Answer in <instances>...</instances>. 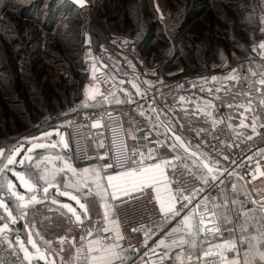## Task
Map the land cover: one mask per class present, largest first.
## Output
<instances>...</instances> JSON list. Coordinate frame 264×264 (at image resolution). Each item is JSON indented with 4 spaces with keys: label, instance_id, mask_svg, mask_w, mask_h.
Segmentation results:
<instances>
[{
    "label": "rangeland",
    "instance_id": "obj_1",
    "mask_svg": "<svg viewBox=\"0 0 264 264\" xmlns=\"http://www.w3.org/2000/svg\"><path fill=\"white\" fill-rule=\"evenodd\" d=\"M86 1L88 5L79 9L68 0H0V149L10 151L52 133L61 118L84 108L111 104L117 91L104 93L86 84L91 69L84 71V46L89 42L104 69L128 93L179 81L183 104L193 100L194 108L204 110L203 76L211 73L217 78L211 86L235 74L245 100L260 96L255 82L264 76V49L259 47L264 39V0ZM198 10L201 14L187 22L188 13ZM151 27L153 37L147 35ZM228 81L231 86L233 80ZM219 97L215 90L216 105ZM199 112L184 126L194 138L191 143L213 119L221 120L218 108L210 117ZM260 114L264 119V111ZM233 183L238 195L231 192L230 197L243 202L245 210L255 209V228L262 220L251 198L264 192V181ZM36 211L32 223L38 231L50 230L52 238L65 235L60 214L47 206ZM232 218L237 224L243 219L237 220L234 211ZM25 247L30 253L32 246ZM25 261L32 264L30 256Z\"/></svg>",
    "mask_w": 264,
    "mask_h": 264
},
{
    "label": "snow or ice",
    "instance_id": "obj_2",
    "mask_svg": "<svg viewBox=\"0 0 264 264\" xmlns=\"http://www.w3.org/2000/svg\"><path fill=\"white\" fill-rule=\"evenodd\" d=\"M77 2L82 4L83 0H77ZM259 47L264 49V43H261ZM233 72L235 73V70ZM251 75L254 77L256 73L252 72ZM212 79L216 80L217 78L213 77ZM227 79L238 80V77L233 74ZM255 83L259 85L257 91L261 96H264V76ZM184 99V97L180 98L181 101ZM117 103H120V101H117ZM261 103H264V100H261ZM248 104L249 106L245 111L251 110L250 99ZM229 107H232V105H229ZM198 111L204 110L198 108ZM204 115L212 116V113L204 111ZM149 119L151 120V117ZM157 119L159 120V117ZM216 123L217 121L213 119V125ZM99 126L98 123L92 125L93 128ZM159 126L165 129V135L172 131L171 127L163 120H159ZM240 126H244L243 120ZM153 127H156V125L154 124ZM228 127L232 128V125L229 124ZM113 131L115 133L116 129H113ZM253 131H255L254 127ZM43 135L47 137L51 133H44ZM172 136L174 139L170 144L160 141L150 143H155L156 147L166 144L173 152H176L178 148L183 149L185 157L192 161L191 167L187 163L184 164L185 169L188 170L189 174L202 181L203 187L195 191L180 187L174 189L172 185L181 178L176 175L178 164L184 163L181 156H173L171 159L161 158L154 155V147H147L145 150L133 149L129 153L126 150V144L118 141L115 135L112 142L115 150L114 157H108L109 160L114 159V164L105 162L77 170L68 164L67 161H64L63 168L57 169L53 166L50 172H45L44 175L40 176L39 179L48 185V187L43 188L45 194L48 193L49 187L54 186L53 181L58 172L69 171L75 177L74 181L71 184H66L65 187L74 189L78 194H72V191L68 190L59 193L62 196H70L71 200L75 201L82 210L81 214L71 204L65 203L62 205V208L66 209L74 217V221L70 219L69 222H74L83 228L79 244H77L75 237L71 241V248L75 249L73 264H127L129 257L125 253L128 248L123 244L127 237L123 232V222L116 215L115 208L119 206L117 201H119V204L127 203L128 199L137 198L135 194H143L146 189L155 193V201L159 205V213L163 214L161 217L162 221H176L175 226L166 232L163 238L159 239L155 247L151 249L152 256L155 257L152 260V264H264V225L257 224L254 232L250 231L253 224L256 223L255 209L245 210L243 202L237 201L228 195L227 185H225L223 179L225 173L217 168L218 160L213 159L210 155L190 151L189 146L185 144L180 136L175 135L174 132H172ZM131 138L138 142L148 139L146 136L139 138L135 135H131ZM248 139H251V137L249 136ZM63 146L65 148L68 147L66 142L63 143ZM100 146L102 147L103 145L101 144ZM22 147L23 145L14 148L11 155L7 157L6 163L0 161V174H3L5 170H11L10 166L15 165V157L20 153ZM45 147H48V145L34 143L28 149V152L31 153L35 148ZM51 147L55 148L56 145L52 144ZM3 155L4 150L0 149V157H3ZM107 156L108 154L105 153L97 157V159L104 161ZM138 156L140 157L139 160L136 159ZM57 159L59 158L57 157ZM145 159H149L152 162L146 164ZM224 159L227 160L228 157H224ZM26 160L31 161L32 157L28 155L21 159L19 163L23 165ZM116 167L123 170L116 172L115 175H107L105 184L103 174L107 169ZM169 172L171 173V178L169 177ZM14 175L19 178L21 185L31 194L30 198L26 199L25 195L16 192L14 190L15 185L10 180L7 181L6 185L0 184V190L6 187L9 197L15 198L16 210L21 215H26L24 210L27 207L40 202L37 199V193H39L40 189L37 188L36 184L26 179L24 173L15 172ZM28 175L31 176L32 174L29 173ZM227 175L231 177L234 172L229 171ZM260 175L264 176V171L260 172ZM255 178L253 176V179ZM237 179L242 180L243 177H237ZM56 187L58 188L59 186ZM209 187H218L219 195L217 199L210 200L209 196L205 195L187 214L182 215L186 209H189L193 199L204 193ZM237 187L235 183L231 185L233 196L238 195ZM245 195L247 194L245 193ZM90 196L95 201H98L99 208L102 209V214L97 213L100 218L95 221H92L89 214L90 206L87 201ZM218 200L222 202H217ZM251 202L253 205H260L261 220L264 221V196H261L259 201L253 199ZM53 203L55 204L56 201H53ZM177 205H179V208H177ZM237 205H239L238 208L236 207ZM93 207H95V204ZM0 208H3L7 213L6 217L0 216V220H10L11 223L16 222L17 218L12 215V211L9 210L3 196H0ZM233 211L237 220L241 217L243 218L241 223L237 224L232 218ZM205 217H212V219L206 221ZM228 224L233 225V227L225 229L224 225ZM6 230H9V223L7 222L0 225V239H7V236L2 235ZM142 230L144 231L145 245L147 246L151 230H144L143 225L140 228L132 229L133 232ZM225 231L229 233L228 239H224ZM213 240H220L221 242L212 243ZM44 242L48 245L51 244V241ZM65 242L66 238L61 237L60 243L63 245ZM15 243L24 251L25 258H28L30 253L25 247L24 241L20 240L18 235ZM27 243L35 249L40 259H47L45 253L41 252L37 242L32 238L31 232L28 234ZM9 245L10 247L12 246L11 241H9ZM157 249L161 251L158 252ZM176 249L178 251L174 252ZM60 251L63 252L64 249L61 248ZM135 251L138 252L139 250L136 249ZM144 255L148 256L149 253L145 252ZM50 264H55V261H51ZM61 264H63V257L61 258ZM144 264H148V262L145 261Z\"/></svg>",
    "mask_w": 264,
    "mask_h": 264
},
{
    "label": "built area",
    "instance_id": "obj_3",
    "mask_svg": "<svg viewBox=\"0 0 264 264\" xmlns=\"http://www.w3.org/2000/svg\"><path fill=\"white\" fill-rule=\"evenodd\" d=\"M84 49L86 52L84 71L87 72L91 69V74L86 79V84L95 85L104 93L120 90L121 87H119V83L104 69L101 61L96 58L92 44L90 42L87 43ZM182 91V85L179 81H174L166 85H156L152 89L144 90L142 94V104L133 108V113L139 123V127L133 129V135L139 138L148 137L147 140H143L142 142L133 140V143L129 144L121 115L117 111H114L111 104L106 101L98 106L84 108L73 116L61 118L56 123L55 127L50 130L53 133L56 129L67 132L71 154L76 161L81 163L89 159H94L98 162V165L105 162L114 164V159H108V157H114L115 150L112 144L114 135L118 141H122L126 144V150L129 153L133 149L145 150L147 147H154V155L161 158L171 159L173 156L179 155L184 160V163L178 164L176 168V175L181 178L177 183L172 185L174 189L180 187L195 191L204 185L202 181L189 174L188 170L185 169L184 164L187 163L191 167L192 161L185 157L183 149L178 148L176 152H173L166 144L156 147L155 143H150L160 141L170 144L174 139L172 132L181 137L185 144L189 146L190 151L210 155L213 159L219 161L217 168L225 173L223 179L225 185H227V193L229 196L232 192L231 185L237 177H243L242 180L238 179L243 183H252L258 179H263L264 181V176L260 175V172L264 171V142H259L254 137H251V139H248V137L241 140L237 139L233 128L228 127L229 123L227 121L222 120V122L219 121L215 125L211 124L203 127L197 141L191 143V141L194 140L193 136L191 137L185 134L182 126L177 120V109L183 94ZM149 117H151V120ZM157 117L171 127L172 131L167 133V135H165V129L159 126ZM96 120L99 121L98 124L100 126L93 128V122ZM154 124L156 127H153ZM113 129H116L115 133ZM185 135H187V137ZM91 144H94V150L90 149ZM101 144L103 145L102 147L100 146ZM105 153H107L108 156L105 157L104 161L97 159V157ZM224 157H228V159L225 160ZM136 159L139 160L140 157L138 156ZM150 162L152 161L145 159L146 164ZM119 170L122 169L118 167L107 169L104 174L117 172ZM229 171L234 172V175L229 177L227 175ZM169 176L171 178L170 172ZM253 176L256 178L253 179ZM12 183L15 185L16 192L22 195L26 193L16 181ZM218 187H209L204 193L196 196L189 206V209H186L182 215L187 214V212L199 203L205 195H208L210 200L217 199L219 195ZM135 195L137 198H130L127 200V203L119 204V201H117L119 206L115 208V213L119 220L123 222V231L139 235L142 239L139 246L146 247L144 243V231L133 232L132 229L140 228L143 225L144 230H151L148 238L150 239L159 233L161 226L159 222L162 220L161 217L163 214L155 211L153 208V201L146 190L143 194ZM261 196H264V192L258 196L252 197L251 200L254 199L259 201ZM255 206L258 208L260 216H262L260 205L256 204ZM177 208H179V205ZM0 212H3V210L0 209ZM211 219L212 217H205L206 221ZM262 224L264 225V221H262ZM2 235L7 236V239H0V264H25L24 254L19 248V245L15 243L16 239L14 235L4 233ZM9 241L12 242L11 247ZM219 242L221 241H212V243ZM123 244L126 245L125 240ZM35 254L36 252L33 251V260L37 259L34 257Z\"/></svg>",
    "mask_w": 264,
    "mask_h": 264
},
{
    "label": "crops",
    "instance_id": "obj_4",
    "mask_svg": "<svg viewBox=\"0 0 264 264\" xmlns=\"http://www.w3.org/2000/svg\"><path fill=\"white\" fill-rule=\"evenodd\" d=\"M215 77L214 74L207 73L203 76V87L204 92L206 93V97H203V102L205 103L206 107L204 106V111L213 113L215 109H219L220 111V118L221 120H217V122L225 120L229 124L232 125L233 131L237 137V139H245L247 137H254L258 141L263 142L264 141V119L260 117V113L264 111V103H261V100H264V96H258L256 94V97L251 100V110L245 111L246 108H248L249 100L244 99V90L237 89L238 81L233 80L231 82L232 85H229V82L227 80L228 76H225V79L222 77L220 80V83L216 86H211L212 78ZM223 79V80H222ZM259 88V87H258ZM135 89V88H134ZM211 89V91H209ZM219 89L220 91V97H219V104L216 105L213 102L212 99V93L215 92V90ZM194 90V89H193ZM144 92V89H135L134 92L128 93L126 90H117L114 95V99L111 102V106L114 111H117L124 122L125 130L127 134V139L129 144L133 143V139L131 138L130 131L133 128L139 127V123L135 118V115L133 113V108H136L137 106L142 104V94ZM196 96V95H194ZM222 100V101H221ZM117 101H120V103H117ZM189 100L187 104H183V101H179L178 109H177V115L180 117H177L178 123L182 126L183 132L185 133V124L190 122V118L195 116L198 113H200L195 107V103H193V100L191 101L192 104H190ZM211 105V107H209ZM229 105H232V107H229ZM213 106H217L213 107ZM243 106V107H241ZM196 110V111H195ZM249 117H248V116ZM185 118H184V117ZM247 116V117H246ZM210 117V116H208ZM246 118H250L248 120H245ZM243 120V127H241V121ZM99 121H94L93 123L96 124ZM253 127L255 128V131H253ZM189 129V126L186 127ZM59 131V132H58ZM186 134V133H185ZM187 137V135H185ZM131 139H130V138ZM66 142L68 147L65 148L63 146V143ZM44 144L48 145V147L45 148H35L32 150L30 154L33 155L32 160L29 164L25 163L21 165L19 161L22 159L24 153L28 152L29 146H32V144ZM52 144H55L56 147H51ZM14 148H12L10 151L4 150L3 157H0V161L3 163L7 162V157L11 155V152ZM90 149L94 150V144L90 145ZM57 157L59 159H57ZM49 158V159H46ZM16 163L13 166H10L11 170H5L3 174H0V184H5L7 181H16L18 185L23 188L26 193L24 194L26 199L30 198V195L27 190L21 185V182L18 177L14 175L15 172H22L25 174V178L29 179L32 183L36 184L37 188L40 189L38 196L40 197L38 200L39 203L30 205L27 207L24 212L26 215H21L19 211L16 210V201L15 198H10L6 187L2 190H0V196L4 197L5 203L8 205L9 210L12 211V215L15 216L16 223H11L10 220H0V223L2 221H7L10 223L11 228L9 229V233L4 234H13L15 239L17 238V235L21 237L20 240H23L25 243V246H29L30 244L27 243L28 234L29 232L32 233V238L37 242L41 252H44L47 259L43 260L38 257L37 254L34 255L36 257V260H33L32 252H36L35 249H30V258L32 260V264H47L51 261H55V264H61V258L63 257V264H73V257L75 254V249L71 248V241L75 237L77 244H79L80 236L83 234V228L81 225H78L74 222L70 223L69 220L71 219L74 221V217H72L71 213H68L66 209L62 208V205L65 203L71 204L74 208L77 209V212L82 214V210L79 208V206L76 204L75 201L71 200L70 196H62L59 193L63 191H72V194H78L74 189H68L65 187L66 184H71L75 177H73V174L69 171L64 172H58L56 175L55 180L53 181L54 186L49 187L48 193L45 194L43 192L44 187H48L46 183L41 181L39 178L40 176L44 175L45 172H50L55 166L57 169L64 167V161H67L68 164L72 165L77 170L89 168L98 165V162L94 159H89L86 162H78L76 161L70 151V141L69 137L66 131L56 129L54 130V133L52 132L50 136L45 137L44 135L38 136L37 138H33L31 141L27 142L26 145H24L21 148V153L16 158ZM123 170V169H122ZM121 171V170H119ZM117 171V172H119ZM31 173L32 175L29 176L28 174ZM116 172L103 174L104 175V182L106 184L107 175H115ZM170 177V176H169ZM56 186H59L58 188ZM15 190V189H14ZM16 191V190H15ZM110 191V190H109ZM148 194L150 195L153 205L155 208H157L159 212V205L155 201V193L149 189H146ZM22 195V194H21ZM82 195V194H81ZM53 201H56L54 204ZM82 202H84L82 200ZM88 204L90 206V216L92 221H95L99 219L100 217L97 215V213L102 214V209L99 208L98 201H95L93 197H88ZM218 202V201H217ZM95 204V207L93 205ZM47 206L50 211H54L57 214H60L62 216V219L65 222V225L67 228L65 230L67 231L63 235L64 238H66V242L62 245L60 243V236H54L52 238V234L50 230L46 231L49 232L48 234H45V230L36 229L32 223V218L34 215L37 214L36 209L37 208H43ZM178 206V205H177ZM3 210V212H0V214L4 217L7 216V213L4 211L3 208H0ZM83 219V215H82ZM53 221H56L53 219ZM87 223V221H85ZM160 229L159 233L148 239L147 246L146 247H140L139 243L142 242V239L139 235H135L131 232H124L125 236L127 237L126 245H124L126 248H128V251L125 253L127 257H129L127 264H144L145 261L148 262V264H152V260L155 259V257L152 256L151 249L155 247V245L158 243L159 239L163 238L164 234L171 230L172 227L175 226L176 221H162L160 220ZM259 225H263L262 221ZM255 228H251L250 231L254 232ZM39 233V235H37ZM43 237V239H41ZM229 235H225L224 239H228ZM44 241H51V244L48 245ZM145 241V240H144ZM145 243V242H144ZM130 246V247H129ZM61 248L64 249L63 252H61ZM138 249L139 251H135ZM21 251L24 254V261H25V253L21 249ZM157 251H161L160 249H157ZM178 251V249L174 250ZM243 251V250H242ZM148 252L149 255L145 256L144 253ZM198 254V253H197ZM25 264H30L29 262L25 261Z\"/></svg>",
    "mask_w": 264,
    "mask_h": 264
},
{
    "label": "trees",
    "instance_id": "obj_5",
    "mask_svg": "<svg viewBox=\"0 0 264 264\" xmlns=\"http://www.w3.org/2000/svg\"><path fill=\"white\" fill-rule=\"evenodd\" d=\"M201 10H198L196 13L194 12V13H192V12H189L188 13V16L186 17V21L187 22H190V21H192L193 19H195L196 17H198L200 14H201V12H200ZM151 29H152V27L150 28V32L147 34L148 36H150V37H153L152 35H154L153 33H151ZM151 33V34H150ZM209 52V50H206V53H208ZM204 93V92H203ZM237 138V137H236ZM259 142H261V141H259Z\"/></svg>",
    "mask_w": 264,
    "mask_h": 264
},
{
    "label": "water",
    "instance_id": "obj_6",
    "mask_svg": "<svg viewBox=\"0 0 264 264\" xmlns=\"http://www.w3.org/2000/svg\"><path fill=\"white\" fill-rule=\"evenodd\" d=\"M68 1H70L73 5H75L77 8H79V9H81V8H83V7H85V6H87L88 5V2L86 1V0H83V3L81 4V3H79V2H77V0H68ZM28 155H30L32 158H33V155L32 154H27L26 156H28ZM26 163L27 164H29L30 163V161H27L26 160ZM40 197L38 196V194H37V199H39ZM47 264H50V263H47Z\"/></svg>",
    "mask_w": 264,
    "mask_h": 264
}]
</instances>
